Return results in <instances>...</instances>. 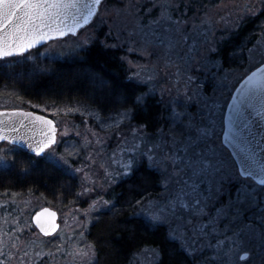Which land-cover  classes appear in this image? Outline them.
Listing matches in <instances>:
<instances>
[{
	"label": "snow or ice",
	"instance_id": "6c2138e0",
	"mask_svg": "<svg viewBox=\"0 0 264 264\" xmlns=\"http://www.w3.org/2000/svg\"><path fill=\"white\" fill-rule=\"evenodd\" d=\"M261 12L264 0H0V62L10 64L9 58L32 55L43 42L73 34L71 52L79 56L99 45L128 81L81 74L99 95L95 113L70 109L97 121L95 127L85 123L92 138L85 135L79 147L57 151L65 143L57 122L23 109L14 111L42 125L39 139L16 135L19 127L0 122V142L20 143L69 174L83 173L75 195L90 203L81 211L102 200L113 217L110 230L120 228L118 235L138 242L136 256L147 255L150 264H264V67L252 64L245 71L260 47L256 41H250L253 47L232 43L241 25ZM89 24L80 37L78 30ZM154 104L161 109L155 118H143ZM111 105L117 106L113 114L101 115ZM110 140L117 142L115 151H106ZM82 148L87 157L77 169L71 158H83ZM9 153L0 148V170L15 165ZM141 170L146 174L119 198L100 195H115L113 185ZM122 212L132 217L123 227ZM56 215L45 208L35 222L54 232ZM141 229L160 239L145 241ZM101 252L90 242L76 255L85 264H100Z\"/></svg>",
	"mask_w": 264,
	"mask_h": 264
},
{
	"label": "trees",
	"instance_id": "16d2710c",
	"mask_svg": "<svg viewBox=\"0 0 264 264\" xmlns=\"http://www.w3.org/2000/svg\"><path fill=\"white\" fill-rule=\"evenodd\" d=\"M250 41H256L259 45L264 42V12L249 17L235 34L232 43L241 44L243 42L244 45L253 47ZM40 48L31 50L32 55L25 54L24 57H28L27 59L12 57L9 58L10 64L0 62V96L13 101L16 104L14 107L37 110L53 118L55 116L51 113L54 112L52 111L54 108L60 110L80 106L96 110L92 105L96 103V97L99 95L97 86L84 78L82 73L99 74L109 80L119 81L120 84L128 83L123 69L104 55L99 45H93L79 56L73 54L63 57L42 56ZM33 56L36 57L35 63H33ZM239 63L244 64L243 56L239 57ZM251 65L250 63L246 65L245 71ZM43 67L52 69V71L47 73L37 71V68ZM36 106H43L46 110H39ZM116 107V105L109 106L108 111H102L101 115H112ZM5 108H11V106ZM160 110L159 105L154 104L143 118H155ZM54 119L56 120V117ZM1 148H8L9 154L16 157L13 167L0 170L1 197L17 199L38 197L44 203L39 206L34 205L32 209L35 210L50 205L57 210L65 211L71 207H86L90 203L75 195L81 185L78 176L73 173L69 174L49 160L30 154L17 146L3 143ZM25 167L29 168L27 173L23 171ZM145 174V170H141L131 180L123 178L126 182L118 186L113 185L115 195L105 194L104 198H119L127 192L130 185L138 183ZM58 192H63L64 195H55ZM32 214L30 212L28 216ZM112 218V214L105 210L95 213L85 233L86 241L88 244L96 242L102 246L100 264H129V261L132 262L135 257L139 244L129 240L126 234L118 235L120 228L110 230L109 222ZM131 219L132 217L127 212H122L121 227L124 226L126 220ZM141 232L145 241L160 239V234L144 232L143 229ZM47 238L55 240L57 237ZM242 264H247V261Z\"/></svg>",
	"mask_w": 264,
	"mask_h": 264
},
{
	"label": "rangeland",
	"instance_id": "374dc122",
	"mask_svg": "<svg viewBox=\"0 0 264 264\" xmlns=\"http://www.w3.org/2000/svg\"><path fill=\"white\" fill-rule=\"evenodd\" d=\"M253 3H258V0H252ZM91 30V25H87L79 31V36L83 37ZM77 36L68 35L63 38H58L54 41H49L40 48V54L48 57H63L73 55L70 49L73 47ZM261 52H264V42L259 48L254 50L253 59L249 62L256 66L260 64V61L264 59L261 56ZM252 66V65H251ZM233 80L231 83H234ZM225 95H227L225 93ZM223 103V101H221ZM16 104L0 96V108L8 106L14 107ZM39 110L45 111L43 106H36ZM80 108L86 113H95L96 110L87 107H71L62 108L59 111H54L51 114L56 117L57 124L59 126L58 138L64 140L65 143L57 151H63V148L69 147V145H75L79 147L83 143V137L89 135L88 130L85 127V123L95 127L97 121L94 115L83 116L80 113L72 112L70 109ZM67 109L68 111H65ZM111 116V115H109ZM54 117V118H55ZM65 126L68 129V135H64ZM76 132L80 133V136L75 135ZM89 138L92 137L89 135ZM117 142L110 140L108 142V149L115 151ZM81 152L84 154L83 158L72 157V164L77 169L81 168L85 164L87 153L82 148ZM104 160H107V156H104ZM102 161L98 160L96 165H93V169H98L99 164ZM112 167H116L115 161H109ZM107 166V165H105ZM67 167V166H65ZM88 169L85 168V172ZM79 177L80 182L85 181V176L81 172H72ZM103 198L105 193H100ZM95 198V197H93ZM106 199V198H104ZM7 202V203H5ZM44 201L38 197L30 196L26 199H17L13 197H1L0 196V249L3 253L0 254V264L4 261L7 264H20L23 260L24 264H85L84 260L79 259L76 255L78 249L83 248L87 243L85 233L93 220L94 214L104 210L102 207L103 201H98L96 208L82 212L81 209H88L86 207H71L65 211H59L61 227L59 231L53 235L57 237L55 240H49L47 236H43L33 225L31 217L28 214L34 212V205L39 206ZM91 221V222H90ZM23 228L24 231L20 232L19 229ZM61 248L63 251L57 252L56 249ZM22 252H26L27 256L21 255ZM51 252L52 256L47 254ZM12 253V255H8ZM37 253H44L43 257H38ZM131 264H150V258L141 254L139 257L135 255Z\"/></svg>",
	"mask_w": 264,
	"mask_h": 264
},
{
	"label": "water",
	"instance_id": "95a60500",
	"mask_svg": "<svg viewBox=\"0 0 264 264\" xmlns=\"http://www.w3.org/2000/svg\"><path fill=\"white\" fill-rule=\"evenodd\" d=\"M85 26H87V25H82L81 28L78 31H80ZM69 35H73V34H69ZM60 38H63V37H60ZM47 42H49V41H47ZM47 42H43L40 47L45 45ZM32 50H34V49H32ZM25 54H27V53H25ZM257 67H264V65H262L260 63L259 65H257ZM252 70L255 71V68H253ZM241 83H243V81ZM236 87L239 88L240 85H237ZM233 95L234 96L238 95V93L234 92ZM15 109H23L25 112H36L39 115L48 116L50 119L55 120L52 116L47 115V114H45L43 112H40V111H37V110H33V109L22 108V107L0 108V122H2V126L3 127H13V126L19 127L20 130H19L18 133H16V135L30 136V137H33L34 139H39V133H40V131L42 129V125L39 122H36L33 118H25L24 116L20 115L16 111H14ZM21 125H24V126H21ZM57 128H58V132H59L58 124H57ZM57 135H58V133H57ZM3 143H8V144L17 146V147L21 148L22 150H24V151H26V152H28L30 154H33L30 149L24 148L23 145L20 144V143L13 144L10 141L0 142V148H1V145ZM25 143H27V141H25ZM33 155H35V154H33ZM35 156H37V155H35ZM45 208L51 209L52 211L56 212V214H57L56 218H55V223L57 225H59V227H57L54 232L50 231V232L46 233L45 231H43L41 229L40 225L35 222L36 214L41 212ZM41 219H42V222L47 227V225H48L47 216L42 217ZM31 220H32L33 225L36 227V229L43 236H47V237L55 235L59 231V229L61 227L59 211L56 208H54V207H52L50 205H45V206H42V207L38 208L37 210H35L34 213L32 214Z\"/></svg>",
	"mask_w": 264,
	"mask_h": 264
}]
</instances>
